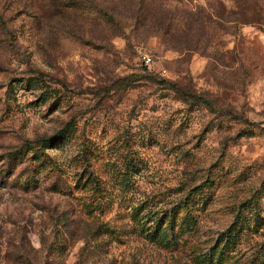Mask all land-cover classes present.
I'll list each match as a JSON object with an SVG mask.
<instances>
[{
	"label": "rangeland",
	"instance_id": "obj_1",
	"mask_svg": "<svg viewBox=\"0 0 264 264\" xmlns=\"http://www.w3.org/2000/svg\"><path fill=\"white\" fill-rule=\"evenodd\" d=\"M230 225L210 264H264V0H0V264H204Z\"/></svg>",
	"mask_w": 264,
	"mask_h": 264
},
{
	"label": "trees",
	"instance_id": "obj_2",
	"mask_svg": "<svg viewBox=\"0 0 264 264\" xmlns=\"http://www.w3.org/2000/svg\"><path fill=\"white\" fill-rule=\"evenodd\" d=\"M105 8H102V11ZM214 11L210 12V13H203L202 11L199 12H195V16L194 17V21L196 22L197 26L201 29H203L205 32L204 34L207 32H209V29L213 28L216 26L215 24V20L213 19L214 16L216 15L217 18H220L221 15L220 13L215 9V7H213ZM104 13L107 15L108 12L105 10ZM191 17V16H190ZM209 28V29H208ZM201 40V36L196 37V39L194 40L195 42L199 43V41ZM208 41V40H206ZM209 42V41H208ZM207 43V42H206ZM209 44V43H207ZM196 100L201 101V102H205L206 104H211L210 100L208 98H206L205 96L202 95H197L196 96ZM198 188L195 186L194 188H192V190L190 191V193H193L194 191H196ZM190 196H187L184 203H187V199ZM161 218H163V216H161ZM162 221V220H161ZM160 221V223H162ZM159 221H156L155 224H158ZM155 224H152V226H150V232L154 233V235H156L157 233V228L155 227ZM156 229V230H155ZM154 231V232H153ZM225 235V239H231L232 236L234 235V230H233V225H230L226 228V230L223 232V234H221L220 237H218V241L217 244H214L212 246H210L205 252H202L199 254V256L201 257V260L204 264H210L211 261L216 260L217 256L222 253H224V248L223 246H219L220 241L224 238ZM234 251V248H231L228 250V254H232V252ZM227 254V253H226ZM249 264H254V263H249Z\"/></svg>",
	"mask_w": 264,
	"mask_h": 264
},
{
	"label": "built area",
	"instance_id": "obj_3",
	"mask_svg": "<svg viewBox=\"0 0 264 264\" xmlns=\"http://www.w3.org/2000/svg\"><path fill=\"white\" fill-rule=\"evenodd\" d=\"M152 60L151 56H146V62L149 63Z\"/></svg>",
	"mask_w": 264,
	"mask_h": 264
}]
</instances>
